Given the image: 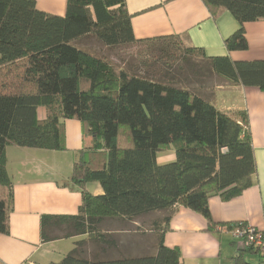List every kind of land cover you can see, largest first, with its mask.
Listing matches in <instances>:
<instances>
[{
	"label": "trees",
	"instance_id": "16d2710c",
	"mask_svg": "<svg viewBox=\"0 0 264 264\" xmlns=\"http://www.w3.org/2000/svg\"><path fill=\"white\" fill-rule=\"evenodd\" d=\"M203 2L214 14L229 11L240 24L225 41L227 50L247 51L244 26L264 20V0ZM131 20L126 0H69L64 17L39 11L34 0H0V234L9 233L13 199L6 149L64 151L65 120L80 121L93 140L71 178L83 194L79 214L42 217L43 243L88 237L56 264H184L163 237L155 255L133 258L114 249L100 228L110 220L164 214L153 228L165 225V232L179 207L211 226L209 199L240 196L257 172L247 111L230 116L203 93L175 86L176 78L164 82L145 69L198 54L217 77L264 92V61L208 58L180 36L137 40ZM89 37L107 49L154 43L159 57L142 63L144 73H130L78 45ZM40 107L47 109L44 120ZM171 150L175 160L160 165L158 155ZM92 183L100 184L101 195L87 191ZM235 264L251 263L237 257Z\"/></svg>",
	"mask_w": 264,
	"mask_h": 264
},
{
	"label": "crops",
	"instance_id": "0c3cea01",
	"mask_svg": "<svg viewBox=\"0 0 264 264\" xmlns=\"http://www.w3.org/2000/svg\"><path fill=\"white\" fill-rule=\"evenodd\" d=\"M39 11L64 17L69 0H34ZM137 40L180 36L184 45L203 50L208 58H229L232 62L264 61V20L245 24L247 51L230 52L225 41L240 29L239 22L227 10L212 13L203 0H126ZM221 79V78H220ZM208 100L221 112L236 115L247 111L257 172L253 184L240 196L225 201L220 196L209 199L212 225L200 214L179 207L165 225L149 232L140 230V220H110L101 226L109 244L126 257L153 256L160 238L167 248L179 249L184 264H235L242 257L251 264H264L260 253L244 252L242 243L232 236L238 224L264 233V92L254 87L231 85L221 79L208 91ZM44 120L47 109L40 107ZM64 151L8 147L7 171L12 182L13 199L9 213V233L0 234V264L60 263L78 242L87 236L43 243L42 217L78 215L83 205L82 190L71 183L74 165L93 140L84 135L78 120L63 122ZM169 152V151H168ZM172 158L175 152L170 151ZM166 165L173 160L160 159ZM87 191L101 195L98 183ZM230 225H233L230 228ZM115 255V252L112 254ZM110 255V256H112Z\"/></svg>",
	"mask_w": 264,
	"mask_h": 264
},
{
	"label": "rangeland",
	"instance_id": "374dc122",
	"mask_svg": "<svg viewBox=\"0 0 264 264\" xmlns=\"http://www.w3.org/2000/svg\"><path fill=\"white\" fill-rule=\"evenodd\" d=\"M80 47L87 51H90L101 58L109 60V62L115 64L119 68H123L130 73H144L142 63L149 61L154 64L158 55V45L154 43H142L132 46H124L118 48H105L101 42L94 37H89L82 40L78 44ZM178 55L183 54L181 50L177 52ZM188 62V63H186ZM141 69V71H139ZM148 71L151 77H158L161 81L167 82L168 79L174 77L178 80L175 86L179 88H187L191 91L203 93L208 96L210 88L214 87L216 82H220L221 79L211 73L210 66L207 64L198 54L189 56L186 58L180 57L179 60H174V63L166 68L161 65H156L145 69ZM175 160V154L172 158L171 152H164L160 156V159ZM164 214H154L149 217L140 219L142 232H149L153 228V222L163 219Z\"/></svg>",
	"mask_w": 264,
	"mask_h": 264
},
{
	"label": "built area",
	"instance_id": "2783aa9c",
	"mask_svg": "<svg viewBox=\"0 0 264 264\" xmlns=\"http://www.w3.org/2000/svg\"><path fill=\"white\" fill-rule=\"evenodd\" d=\"M232 236L245 248L258 251L264 256V233L251 226L238 224L232 228Z\"/></svg>",
	"mask_w": 264,
	"mask_h": 264
}]
</instances>
